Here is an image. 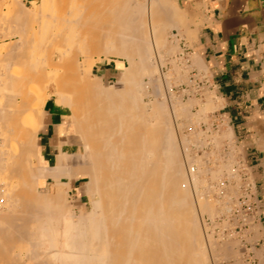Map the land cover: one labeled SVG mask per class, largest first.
<instances>
[{
    "label": "bare ground",
    "instance_id": "bare-ground-1",
    "mask_svg": "<svg viewBox=\"0 0 264 264\" xmlns=\"http://www.w3.org/2000/svg\"><path fill=\"white\" fill-rule=\"evenodd\" d=\"M169 1L150 0L156 21L164 11L176 12ZM145 8L139 0H42L31 10L16 12L22 22L13 31L17 39L0 49V60L7 64L0 70V96L12 88L24 97L19 104L5 93L0 102V264L213 260L197 222L198 210H210V205H199L192 196L204 180L203 160L178 148L164 116L163 97L154 98L152 109L141 100L148 83L160 86V62L169 48L161 36L162 24H151ZM179 16L172 26L178 25ZM29 33H39L37 53L27 48ZM74 45L86 54L83 60L73 55ZM154 54L160 56L157 62ZM110 56L116 57L124 87H105L99 77L86 75V67ZM28 84L41 89L34 107L32 93L23 89ZM50 99L55 108L64 106L67 115L55 126L54 155L46 157L39 132L48 123ZM187 106L178 102L173 115L186 114ZM19 111L28 115L27 123L18 121ZM226 135L232 136L231 131ZM186 183L191 187L186 189ZM73 188L78 195L71 203Z\"/></svg>",
    "mask_w": 264,
    "mask_h": 264
},
{
    "label": "crops",
    "instance_id": "crops-1",
    "mask_svg": "<svg viewBox=\"0 0 264 264\" xmlns=\"http://www.w3.org/2000/svg\"><path fill=\"white\" fill-rule=\"evenodd\" d=\"M174 1L183 12L180 43L200 64L196 70L215 105L211 119L216 129L231 131L229 145L240 154L256 203L245 227L231 221L215 228V238L221 236L211 264H264V0ZM46 109L39 143L50 157L55 126L67 112L54 103ZM217 220L225 222L223 216Z\"/></svg>",
    "mask_w": 264,
    "mask_h": 264
},
{
    "label": "rangeland",
    "instance_id": "rangeland-1",
    "mask_svg": "<svg viewBox=\"0 0 264 264\" xmlns=\"http://www.w3.org/2000/svg\"><path fill=\"white\" fill-rule=\"evenodd\" d=\"M41 2L42 0H0V15L2 14V17L0 16V21L5 17L3 21H1L3 24L0 22V49L3 44L10 43V42L14 43L16 41L15 39H17V37L14 36L15 33H13V31L14 30L16 31V28H18L22 24L20 19L17 20V16H15V14L17 15L16 12H18V9L22 11H28L36 6H39ZM139 2L145 4V7H146L145 15L148 16L149 14L148 16V18L150 17L149 20L152 19L150 21L151 24L154 22L155 23L157 22V24L160 22V24H162L161 26H159L158 24L159 28L162 29V32H161L162 39L165 41L166 48H168L169 46L168 52H169V49H171V51L173 50L172 53L170 51L168 54L167 50L165 49L166 53L163 54L162 56V58L163 57L164 58L162 59L163 61L161 60L160 62L161 72H160V77H159L160 82L158 83V85L160 86L156 87L155 84L148 83L145 89L146 92L144 91V93L142 94L141 100H143V103L147 102L145 105L148 109H152L151 108L152 102L155 99L160 100L163 97V99L165 100V105L167 107L165 108L167 112H164L166 114L164 116H167L169 118V123L170 125H172L171 127L173 129L178 148L180 149V151H183V153L185 152L189 153L192 156H195V158L201 157V159L203 160L202 164L204 166L203 165L201 166H203L202 169H203L204 174H202V178L204 177V180L206 182L203 179H201V182H200L201 185L199 184L200 186L197 187L196 192H195L196 194L192 192L193 193L192 196L196 195L198 198V201H201L199 202V205L203 202H204V205L207 203L210 205V210H208L209 208L208 209L204 208L205 206L201 207L202 209H200V206H199L200 210H198L199 212H197V220H198L197 222H199L198 224H199V228L201 229V235L203 237L204 248L207 251L205 249L204 250L206 254H208V257L211 259V255L214 254L213 251L216 246L215 242L220 238L218 239L215 238L214 236L215 233L212 231V226L211 224L208 223V220L209 219L214 220L217 216H219V212H224L226 210L224 206L225 195L224 197L222 196L223 198L219 196V192H220L219 182L225 179L226 176L233 170L232 168L237 163L239 154L236 150H234L233 152L231 150H227V144L231 140V136L226 135L227 130L225 129L223 130L221 129V127H219L217 130L212 128L210 112L215 109V105L212 104L211 95L210 93H208L207 90H203L202 94L201 95L199 94L196 88L197 76L193 73V70H196L197 68L200 69V64L197 62V59L194 56L189 55L184 51L183 46L180 43V38H179V35H182L181 29H180L181 26L179 24L172 26L171 24V21H174V19H176L178 15H181L179 17L180 19H183V12L179 9L178 4L174 0L169 1L171 2L170 6L173 7L174 10L176 11L174 12V15L180 13L175 18L173 17L174 16L173 14L167 11H164L162 16L159 17L160 19L161 18L162 19L161 20L159 19L156 21L155 17H152L151 15V10L149 11L150 0H139ZM47 11L50 13L52 12V10L49 11V9ZM167 15H169V17H167L169 19L172 17L170 19V22L167 18H164ZM18 21L20 22L18 23ZM166 21L168 22V24H166L167 23ZM29 34H30V39L28 41L29 45L27 48L30 49L32 47V49H34V51L37 53L40 51L39 49L36 48L37 43L39 44V41H40L39 33H36L35 36H33L32 33H29ZM173 46H175V48H173ZM72 52H73V55L76 54L78 61H81L85 58L86 54L83 52H80V47H78L77 45H74V47L72 48ZM110 57H111V60H107L103 58L102 60L96 62L93 66L86 67L85 69L86 75L92 79L99 77L105 87H108L110 85H115L116 87H124L125 85L124 82L120 80L121 77L118 71L119 70L118 63L115 61L116 57L114 56H110ZM158 57L160 58L159 55ZM158 57L155 56L154 54L153 59L157 62L159 60ZM172 57L174 58V60ZM93 58L96 59L95 53L93 54ZM119 59L123 61V65L128 66V62L126 59L124 58H119ZM193 59H195V61ZM11 65L18 67V65L15 63ZM6 67H7V64L0 60V70L5 69ZM104 67L110 68V72L104 73V70H103ZM42 77L48 80L47 75L46 77L45 75ZM139 78L145 82H147L148 80V77L146 75L139 76ZM46 82L44 81V83L42 84H45ZM23 89H26V91L32 93L30 96V101H31L30 103H31V106L34 107L35 97L40 92L41 90L40 87L35 84L34 85L28 84L26 88H23ZM159 89L162 91H160ZM158 90L160 93L157 92ZM1 92L3 93V95L0 96V102H3L6 100L7 94L5 93H9L13 95L14 101L19 104L24 100V97L18 94V92L12 88L2 90ZM208 96H209V99H208ZM53 102L54 101L52 99L48 100L47 106H50ZM178 102H181V104L182 103L188 104L186 114L183 113V114L173 115V112H172L173 108L174 106L176 107ZM206 103L207 105H205ZM210 103H211V106H210ZM16 116H17L18 121L22 123L23 122L27 123L28 119L26 116L28 115H25V112L19 111L18 113H16ZM63 117L64 116H61V119ZM13 148H15L16 151H18L19 146L16 144V142L13 143ZM208 168L210 170H208ZM207 170L209 171V173ZM211 170L213 171V174L211 173ZM204 171H206V173ZM205 174L207 175L205 176ZM236 179H237V183L235 185L226 186L227 188L226 190L228 191L231 190L230 193L232 194L239 192L237 191L239 190L238 187L240 184L239 175H236ZM78 180H76V183H75L76 186H79L81 184L80 179ZM2 186L0 184V200L3 199L1 195L2 193H4L2 192L4 186L3 187ZM186 187H187L186 189H188L191 186H189V184L186 183ZM76 190H77L76 188H73L70 191V196L68 198H69V202L71 203L74 202V200L76 201L77 199L78 193ZM225 193H227V191H225L224 194ZM196 196H194L195 202L197 199ZM81 198L82 199L86 198V194L84 193L81 194ZM85 203L88 204V201L85 200ZM88 208L89 206L86 207L87 210ZM212 245L214 247H212ZM209 262L211 261L208 259L207 261L204 260L200 264H205V263L211 264Z\"/></svg>",
    "mask_w": 264,
    "mask_h": 264
},
{
    "label": "built area",
    "instance_id": "built-area-1",
    "mask_svg": "<svg viewBox=\"0 0 264 264\" xmlns=\"http://www.w3.org/2000/svg\"><path fill=\"white\" fill-rule=\"evenodd\" d=\"M193 73L197 76L196 88L199 94L201 95L202 91L206 90L203 87L204 77L201 76V74L197 70H193ZM211 121H212V128L216 129V126L212 119ZM227 150H231L233 152L236 149H233L228 142ZM232 169L233 170L226 176V178L219 182L220 185L219 196L222 197L225 195L224 206L226 210L224 212H219V216H217L214 220L211 219L208 220V223L211 224L214 233L216 227L219 226L222 228L227 224L229 225L231 221L234 222L233 224L236 225L237 228L245 227L249 222L250 215L253 213V211L256 208V203L252 200L251 193L249 191L250 181L247 179L246 170L241 163L240 156H238V161ZM236 175H239L240 178V184L238 187L239 190H237L239 192L232 194L230 193L231 190L229 191L226 190L227 189L226 186L227 185L233 186L237 183ZM225 191H227V193L224 194ZM222 216L225 222L219 225L217 219L221 218ZM218 235L221 236L220 233Z\"/></svg>",
    "mask_w": 264,
    "mask_h": 264
}]
</instances>
